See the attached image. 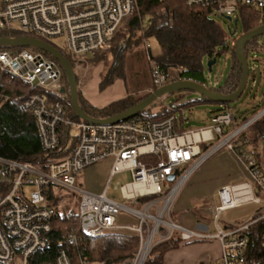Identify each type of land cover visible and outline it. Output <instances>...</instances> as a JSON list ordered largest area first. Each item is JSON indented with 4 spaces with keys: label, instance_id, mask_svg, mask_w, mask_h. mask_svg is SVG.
Returning <instances> with one entry per match:
<instances>
[{
    "label": "built area",
    "instance_id": "obj_1",
    "mask_svg": "<svg viewBox=\"0 0 264 264\" xmlns=\"http://www.w3.org/2000/svg\"><path fill=\"white\" fill-rule=\"evenodd\" d=\"M184 1L232 18H239L241 6L264 13V0ZM137 10L138 0H0V29L14 30L12 24L16 23L19 28L15 30L32 32L48 42L63 37L59 49L81 60L107 48L116 31ZM144 46L153 86L182 80L152 56L149 39L144 40ZM0 71L39 90L23 97L21 107L35 120L42 150L62 153L44 167L0 156V187L9 184L0 196V264H106L105 260L93 261L86 254L74 263L65 250L53 261H31L33 255L51 246L49 235L55 211L48 205L45 194L50 186L75 194L79 227L83 232L101 237L112 230H128L139 236L134 257L120 264H145L154 246L174 233L179 234L181 241L217 240L223 264H264V238L259 253L252 254L250 239L245 233L253 223L264 218V213L259 210L257 217L242 224L224 226L219 222L226 210L247 203L264 204V174L255 158L241 148L236 149L234 143L241 132L264 115V105L229 130L234 122L232 110L213 115L204 127L183 131L175 126V114L160 120L134 116L116 123L96 124L68 117L61 101L42 92L62 88L64 73L58 61L42 51L32 47L17 51L0 49ZM62 125H66L69 133L64 146L60 138ZM223 149L235 153L248 171L249 179L219 189V204L213 215L215 233H202L180 225L172 216L180 189L199 167ZM147 155L159 156L160 160L144 161L142 157ZM108 157L114 160L109 180L121 171H130L131 181L117 182L114 186L129 204L108 195L110 182L99 193L78 183L79 175L87 167ZM175 171L177 175L170 181L168 177ZM145 197L149 198L142 202ZM66 200L63 195L58 207ZM122 212L136 218L137 223L118 224ZM66 241L73 245L78 237L72 233Z\"/></svg>",
    "mask_w": 264,
    "mask_h": 264
},
{
    "label": "trees",
    "instance_id": "obj_2",
    "mask_svg": "<svg viewBox=\"0 0 264 264\" xmlns=\"http://www.w3.org/2000/svg\"><path fill=\"white\" fill-rule=\"evenodd\" d=\"M213 15L220 16L215 14L212 8L189 5L184 0H138V10L116 31L109 42V46L84 56L79 62L86 60L92 66L103 63L107 68L102 83V86L105 87L113 84L117 78L124 76V66L128 54L137 47L144 46L146 38H155L159 45V53L153 57L163 68L179 75L180 79L208 83L205 75L208 67L205 65L204 59L207 58L209 61L214 57L218 58L226 44L225 31L213 19ZM240 20L243 32H248L264 24V13L248 6H241ZM18 36L37 37L32 32L0 29V37ZM49 42L51 43V41ZM220 46L223 47L222 50H219ZM258 47L257 37L247 43L244 49L245 55L247 56L249 52ZM21 48L0 46V49L11 51H17ZM231 51L232 65L228 77L224 83L207 86V88L224 94L232 93L238 88L242 69L236 57L234 45L231 46ZM42 52L55 59L49 53ZM64 54L75 67L76 59L68 53ZM62 88L58 91L45 90L42 92L54 100L61 101L67 108L68 117L82 120L76 116L71 106L68 81L64 73ZM157 88L152 85L151 91H146L141 95H138L140 93L128 94L102 107L91 104L80 89H78V99L82 109L88 115L96 118H108L134 106ZM34 92H39V90L31 89L21 80L0 71V156L31 162L44 167L46 163L59 157L62 153L60 151L46 153L42 150L35 120L30 112L21 107L22 98ZM203 99L210 101L204 96ZM197 102L199 100L189 101L187 104L191 107ZM216 104L219 105L216 114L226 110H232L234 113V122L228 130L235 128L248 118L246 111H243L238 105L231 104V102ZM158 105L159 108L155 110L154 107L156 108ZM178 105L179 108L182 106V104ZM174 106L175 104L168 106L163 103L157 104L154 101L135 117L160 120L172 114L176 115L179 108L175 109ZM255 111H252L251 114ZM181 118L179 115L178 119ZM175 126L178 131L185 130L181 124L177 123V117ZM60 138L61 145H66L69 140L66 125L61 126ZM260 142H264V115L241 132L234 142L236 149L241 148L246 152L250 151L257 162V166L264 172L261 164L264 160V153L256 149ZM248 145L252 148L249 149ZM142 159L157 162L160 157L147 155L143 156ZM8 185L4 184L0 187V196L8 190ZM45 194L48 205L55 211L51 220L52 232L49 235L51 246L46 250L37 252L31 261L34 260L36 263L53 261L61 250H65L74 263L83 254L88 255L93 261L105 260L106 264H120L134 257L139 247V236L135 232L112 230L101 237H93L83 232L79 227L78 200L75 194H69L66 200L69 214H65L61 211L62 207H58V202L64 195L60 189L50 186L45 189ZM148 198H142L141 201L143 202ZM257 215L254 216L257 217ZM72 233L77 235L78 241L70 245L66 240ZM245 233L250 239L249 252L258 254L264 238V218L253 223ZM180 242H182L181 237L178 233H174L171 238L156 244L145 264H163L167 252L177 248Z\"/></svg>",
    "mask_w": 264,
    "mask_h": 264
},
{
    "label": "rangeland",
    "instance_id": "obj_3",
    "mask_svg": "<svg viewBox=\"0 0 264 264\" xmlns=\"http://www.w3.org/2000/svg\"><path fill=\"white\" fill-rule=\"evenodd\" d=\"M213 19L223 27L225 31L226 44L222 53L219 54L216 63L213 64L212 71H209L208 68L206 69L205 75L209 86L222 84L228 77L232 65L231 46L234 45L235 40L243 33L241 20L238 24H235L234 21H229L224 16L213 15ZM12 25L14 29L19 28L16 23H13ZM62 41L63 37H55L51 39V42L58 48H61ZM149 41L152 56H157L159 53L157 40L155 38H150ZM258 43L259 47L249 52L247 55L249 75L244 92L238 100L231 102V104L238 105L243 111L245 110L246 116H249L252 111L257 110L264 104V34L258 37ZM222 49L223 47L221 48L220 46L219 50ZM204 62L207 66V58L204 59ZM106 70L107 68L103 63L92 66L86 60H82L81 62L76 60L74 71L78 80V89L81 90L82 87L85 86L88 90H93L95 95L102 98V103L104 105H107L114 100L123 98L128 94L140 93L138 95H141L146 91L152 90L151 66L148 60L147 50L143 45L137 47L133 52L128 54L127 61L124 66V76L117 78L113 84L104 87L102 86V83ZM193 100H199V102L194 103L191 107H189L187 103ZM156 103H163L168 106L175 104V109L179 108L178 104H182L179 110L176 111V117L177 123L181 124L182 128L185 130L198 129L206 126L209 124L211 117L216 114V111L219 108L218 104L204 100L202 94L192 90L177 91L171 94L165 93L162 97L156 100ZM158 108L159 105L156 108L154 107L155 110ZM179 115L182 117L181 119H178ZM98 164L99 163H97V166L91 168L90 174H86V172L83 173V181L96 182L101 180L102 176L100 174L102 167L98 166ZM129 181H131L130 171L124 170L117 173L111 179V188L108 195L125 204H129V202L122 199L119 191L114 190V186H116L117 182L126 184ZM30 190H32V188H29V191ZM61 192L65 197H68L70 194V192L65 189L61 190ZM259 207L260 205L258 204L247 203L240 207L226 210L221 213L219 222L221 225L225 223L242 224L249 222L253 219L254 213ZM60 208L62 212L69 214L67 201L60 205ZM165 218L168 219L167 217ZM134 221V218L129 216L127 213L122 212L120 214V223L131 224Z\"/></svg>",
    "mask_w": 264,
    "mask_h": 264
},
{
    "label": "crops",
    "instance_id": "obj_4",
    "mask_svg": "<svg viewBox=\"0 0 264 264\" xmlns=\"http://www.w3.org/2000/svg\"><path fill=\"white\" fill-rule=\"evenodd\" d=\"M81 92L91 104L97 107L105 106L102 103V98L95 95L93 90H88L87 87L83 86ZM250 145H248L249 149L252 148ZM256 149L264 153L263 143L260 142ZM247 152L252 155L250 151ZM113 161V157H108L98 162V166L102 167L101 180L96 182L82 180L83 173L90 174L91 168L97 166L96 163V165L93 164L87 167L79 175L78 183L93 192H102L108 182H111L109 178ZM261 164L264 170V160ZM248 179V171L234 152L226 149L216 152L191 175L180 189L172 209L173 218L180 225L189 229L202 233H215L213 215L214 208L219 204V189L223 185ZM259 210L261 211L260 213H264V204L260 205L257 211ZM119 218L120 215L118 224H123L119 222ZM134 220L129 225L136 224L137 219L134 218ZM223 225L236 224L225 223ZM163 264H223L220 244L215 239L182 241L177 248L167 252Z\"/></svg>",
    "mask_w": 264,
    "mask_h": 264
},
{
    "label": "water",
    "instance_id": "obj_5",
    "mask_svg": "<svg viewBox=\"0 0 264 264\" xmlns=\"http://www.w3.org/2000/svg\"><path fill=\"white\" fill-rule=\"evenodd\" d=\"M224 17L229 21H234L235 24H238L239 22V18L237 17L236 18H232L230 16H224ZM262 34H264V24L251 31L243 32L235 40L234 43L235 53L242 69V76H241L240 84L234 92L224 94L219 91L211 90L206 86L202 85L201 83H198L193 80H188V79L177 80L170 84L158 87L157 89L152 91L147 97H145L143 100H141L134 106L128 108L127 110L121 112L118 115L108 118L92 117L82 109L78 99V80L76 73L74 71L73 63L54 44L37 37L18 36V37H0V46H14V47H22V48L32 47V48L40 49L52 55L61 65L64 71V75L67 78L68 89L70 93V103L76 113V116H78L83 120H87L96 124H104V123H116L121 120L134 117L140 114L144 109H146L158 98L162 97L165 93L171 94L177 91L192 90L199 92L208 100L214 103L234 102L238 100L244 92L249 75V65L244 49L249 41L259 37ZM216 61H217L216 57L208 61L207 67L209 71H212V66L213 64L216 63ZM62 91H64V88H62ZM176 175H177V171H175L172 175H170L168 179L170 181H173Z\"/></svg>",
    "mask_w": 264,
    "mask_h": 264
},
{
    "label": "bare ground",
    "instance_id": "obj_6",
    "mask_svg": "<svg viewBox=\"0 0 264 264\" xmlns=\"http://www.w3.org/2000/svg\"><path fill=\"white\" fill-rule=\"evenodd\" d=\"M142 113V112H141ZM51 235V234H50ZM198 241V240H197ZM35 261H36V259H35ZM32 262H34V260H32Z\"/></svg>",
    "mask_w": 264,
    "mask_h": 264
}]
</instances>
